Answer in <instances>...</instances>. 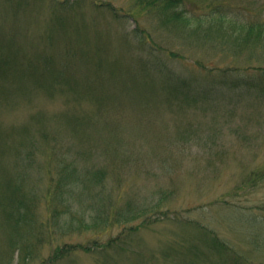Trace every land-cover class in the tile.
Segmentation results:
<instances>
[{"label": "rangeland", "instance_id": "1", "mask_svg": "<svg viewBox=\"0 0 264 264\" xmlns=\"http://www.w3.org/2000/svg\"><path fill=\"white\" fill-rule=\"evenodd\" d=\"M138 1L0 0V57L24 65L0 94V129H16L0 131L1 179L7 170L25 181L39 200L37 222L51 225L43 231L34 224L13 238L12 205H0V264H173L185 257L235 264L234 254L230 262L216 261L203 229L249 264H264V184L236 190L245 174L264 168V104H252L243 97L249 89L221 79L225 72L248 80L258 65L264 68V52L252 55L227 30L230 23L264 20V0H183L177 10L187 28L165 25L168 14ZM104 4L113 11L96 6ZM220 13L225 24L213 19ZM42 54L63 57V70L59 59L50 61L83 99L68 97L63 85L40 87V70L52 64L27 67ZM38 111L42 119L23 132ZM42 125L51 135L47 143ZM109 140L118 146L107 148ZM49 145L76 166H101L108 175L98 191L72 201L68 227L47 219ZM85 150L86 163L79 157ZM257 203L255 212L247 208ZM247 216L262 229L253 232ZM190 241L202 247L187 250Z\"/></svg>", "mask_w": 264, "mask_h": 264}, {"label": "trees", "instance_id": "2", "mask_svg": "<svg viewBox=\"0 0 264 264\" xmlns=\"http://www.w3.org/2000/svg\"><path fill=\"white\" fill-rule=\"evenodd\" d=\"M55 4V3H54ZM137 5H142L144 9H148V11H154L156 9H159L157 12H164V15L167 17L164 19L165 25H172V26H178L182 28H187L188 25H190V22L181 15L182 13L178 11L177 9H180L183 6V0H140L137 2ZM98 8L106 10H111L109 4L104 5H96ZM176 9V11H175ZM168 10H173L172 14ZM107 11V10H106ZM113 11V10H111ZM108 12V11H107ZM116 13V12H115ZM216 13V12H215ZM117 14V13H116ZM208 14H206L207 16ZM124 16V14H121L118 11V18ZM214 16L213 19H216V22H219L220 24H225L227 20V16L224 13L212 15ZM127 17V16H126ZM132 18V17H131ZM228 31H235L237 33L238 39H242V41H237L239 46H242L243 48H248L252 55H255L254 52L261 50L264 52V20L258 19L245 22H235L230 23L227 28ZM226 33V32H225ZM232 33V32H231ZM13 53L16 52H10L9 56H11ZM43 55V54H42ZM39 60L30 59L28 63L31 65L27 67L29 71L35 70L37 67L40 68L45 67L44 65L48 62H50L53 66L43 68L40 70L41 78L39 80V85L42 89L45 91H49L54 86H64L66 87V90H63L68 97H71V94L74 98V96L77 99H83L81 96L71 92V89L67 86V80L63 79L61 75V69H64V67L61 65V61L63 60V57L58 56H50V55H43L39 56ZM59 59L58 62L60 63V66L54 65L50 60L52 59ZM47 60V61H46ZM27 63V62H26ZM38 63V65H36ZM74 69L75 67H79V63H74ZM67 65V64H66ZM27 66V65H25ZM261 66V65H258ZM256 67L257 73L254 74L248 80H244L241 77H237L236 75L234 77L233 75H228L225 72H221V79L224 80V85H227L229 87L233 88H247L249 91H246L247 95L243 96L247 98L249 101L251 100L252 104L257 102L264 104V68ZM22 69V70H21ZM24 65L17 64L14 62V60L11 62L8 58L2 59L0 57V94L2 92H5L9 90L7 86H5L4 83L7 84V79H15V75H12L15 71H18L20 73H24ZM31 72H28L27 75L29 76ZM52 76V79L49 80V76ZM238 76V75H237ZM169 75L167 76L166 80H168ZM68 79V78H67ZM172 80V79H171ZM174 81V80H172ZM45 82L47 84H45ZM178 82V81H177ZM173 83V82H171ZM47 86V88H44ZM38 86V88H40ZM169 89V88H165ZM190 87L188 88L189 91ZM14 90V89H13ZM254 92L255 94H252ZM250 96V99L249 97ZM39 114H36L32 117H30V121L26 128L22 129V131H26L29 127V125L36 124L39 122L40 119H42L41 112L38 111ZM60 119L63 123V125H68V116L66 114H60ZM43 121V120H42ZM44 125L41 127H38V129H42ZM15 128H11L9 132L0 129V131L5 135L8 133H12ZM41 136L44 139V141L47 143L51 138V135L48 133V131L45 129L41 130ZM116 141L109 140L107 141L106 145L107 148H111V146H118ZM98 144V142H95L93 144V148ZM81 145V144H80ZM92 148V146H90ZM58 145L57 146H50L49 145V151L47 152V160H46V166H48V172L51 170L52 174L49 176L50 180L48 181V186L45 191L44 199H45V206L48 210V220L53 222H61V227H68V221L69 218L74 217L73 212V204L72 201L76 199H80L81 197L86 194V191L89 189L90 193L91 191H98L99 188L103 187V183L105 182V178L108 175H105L106 173L103 169V167H91V168H80L79 166H76L75 161H68L62 156L58 154ZM79 151V150H78ZM77 151V152H78ZM81 156L82 161L84 163L87 162V156L86 150L83 152ZM78 164V163H77ZM33 163L31 162V159L27 161V166L31 167ZM79 165V164H78ZM81 174V175H80ZM17 177V176H16ZM15 177H12V175H9L7 170H5V173L3 174V177L1 179L0 174V183H2L3 187L5 186L6 189L4 191L0 190V205L2 208H5L7 206V203L12 205L11 213L9 212L8 215L13 219V223L11 226V232L14 237H18L21 239V234L25 230H31L32 226L34 224H39V227L43 229V231H48L51 229V225L48 223H45L44 221L37 222L36 217V208L39 204V200L36 198H33L30 196L29 192L27 191V184L25 185V181L19 182ZM238 186L236 188L244 189L247 185L251 188L258 187L261 184H264V168L260 169H253L249 171L247 174H245L242 179L238 182ZM98 188V189H97ZM247 188V187H246ZM101 208V207H100ZM249 210L255 212V209H260L258 203L250 205L247 207ZM128 207L124 210V213H118V209L115 210V212L118 213V217H122L127 213ZM240 210V209H239ZM13 211V213H12ZM249 225H253L254 228L253 232L258 231L260 228V222L257 220H254L255 216L249 217L247 216ZM56 220V221H55ZM65 220V221H64ZM67 221V222H66ZM51 223V224H52ZM82 223V222H81ZM80 223V226L82 227ZM84 224V223H83ZM85 225V224H84ZM86 226V225H85ZM206 234V239H210L211 246L210 250L214 248L217 250V252L213 251V253L216 255V261L218 262V257H221L220 261H224L225 263L230 262L229 259H231V256L234 254V262L235 264H249L247 261V256H244L243 254L235 251L230 247V245L226 244L224 240L220 239L215 232L203 229ZM251 231V229H250ZM210 236V237H209ZM261 236V235H257ZM23 237V234H22ZM202 244L205 242V238L202 237ZM251 238L253 239V235L251 234ZM193 241H190V245L187 250L191 249H200L202 247V244L199 245H193ZM113 243V241L111 242ZM109 244L112 246V244ZM206 244V243H205ZM261 245H264V233L260 241ZM233 251V253H232ZM64 253V252H62ZM198 253H194V258H197ZM207 257V253L204 255ZM209 256V255H208ZM228 257V258H227ZM173 264H194V261H188L187 258H184V261L180 263H173Z\"/></svg>", "mask_w": 264, "mask_h": 264}]
</instances>
